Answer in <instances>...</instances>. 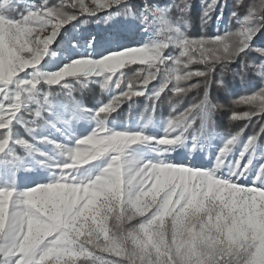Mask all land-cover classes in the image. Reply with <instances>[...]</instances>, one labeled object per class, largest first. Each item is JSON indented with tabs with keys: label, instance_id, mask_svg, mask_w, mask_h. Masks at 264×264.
<instances>
[{
	"label": "snow or ice",
	"instance_id": "1",
	"mask_svg": "<svg viewBox=\"0 0 264 264\" xmlns=\"http://www.w3.org/2000/svg\"><path fill=\"white\" fill-rule=\"evenodd\" d=\"M193 7L0 0V264H264V0Z\"/></svg>",
	"mask_w": 264,
	"mask_h": 264
},
{
	"label": "trees",
	"instance_id": "2",
	"mask_svg": "<svg viewBox=\"0 0 264 264\" xmlns=\"http://www.w3.org/2000/svg\"><path fill=\"white\" fill-rule=\"evenodd\" d=\"M34 1H37L38 3L42 2V0H34ZM161 1H165L168 3L173 2V0H161ZM49 2L58 3L59 0H49ZM192 2H193L194 7H193L192 14H191V32L193 34H197L201 30L199 21H198V12H199V5L201 3V0H192ZM221 2L227 4V7L224 10V25L222 26V28L231 27L234 29L236 27V22L235 20H230V14H231V11L233 10V5L235 3V0H221ZM245 2L250 3L251 0H245ZM243 11H244L243 9H240L241 13H243ZM209 31L214 32L215 25L211 26ZM262 41H264V37H258L256 40V43L259 44ZM136 67L137 66L132 65L130 68H126L124 70L128 79L134 78V72H135ZM225 79L229 82V85L233 91L241 92V93L244 91L241 87V84L238 78H234L229 74L228 76L225 77ZM155 83L156 82H153V84ZM258 85H259V78L252 77L250 79V86L256 88L258 87ZM150 87H152V85H150ZM212 96L214 98H218L221 103L225 104V111L218 114L217 116V131L220 132L221 134L228 132V131H235L239 127V125L233 122H230L228 120V109L233 107V105L231 104L232 97L227 95L223 90L218 89L215 85L212 88ZM195 97H196L195 92L190 94L188 97H186L185 106L191 103L195 99ZM107 99H108L107 94L102 93L99 87L96 85L90 86V89L86 90L83 94V100L85 104H87L88 106H93L97 102L101 100L106 101ZM146 103L147 101L143 97L139 98L138 103L133 105V108L131 109V111L129 110L127 104L122 105L121 115L119 119L122 121H126L129 119V117H131L132 119L138 120L140 119L142 115H149V114L153 115L154 119L157 121L163 120L168 117L169 112H170V106L167 103L166 95L164 96V99L162 100V102L160 103V106L157 108L154 114L144 112ZM236 110H246V109L244 106H239L237 107ZM255 130L258 131V129H255ZM253 131L254 129L252 127H249L246 131V134L250 135L252 134Z\"/></svg>",
	"mask_w": 264,
	"mask_h": 264
},
{
	"label": "rangeland",
	"instance_id": "3",
	"mask_svg": "<svg viewBox=\"0 0 264 264\" xmlns=\"http://www.w3.org/2000/svg\"><path fill=\"white\" fill-rule=\"evenodd\" d=\"M34 2H37V1H34ZM85 2L89 5V6H92V0H85ZM162 3L165 2V1H161ZM38 3V2H37ZM141 36L140 35H132L129 37V39L127 41H125L126 43H135L139 40H141Z\"/></svg>",
	"mask_w": 264,
	"mask_h": 264
}]
</instances>
